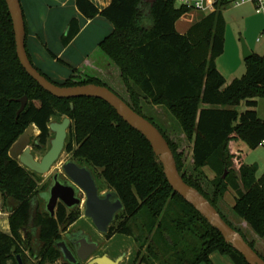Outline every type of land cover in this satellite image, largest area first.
Returning a JSON list of instances; mask_svg holds the SVG:
<instances>
[{
  "label": "trees",
  "instance_id": "trees-1",
  "mask_svg": "<svg viewBox=\"0 0 264 264\" xmlns=\"http://www.w3.org/2000/svg\"><path fill=\"white\" fill-rule=\"evenodd\" d=\"M74 3L85 19L99 16L113 25L98 50L112 65L117 74L114 80L122 89L103 78L75 80L81 71L76 69L63 84L54 83L32 64L25 46L33 67L57 85L107 87L152 123L168 143L183 181L208 200L264 260L255 243L233 227L217 206L225 193L233 191V213L264 241V173L257 179V168L247 166L244 156L233 149L240 141L255 150L264 140V121L254 110L256 99L264 98V55L252 53L244 60L243 76L226 85L215 61L224 50L222 12L229 8L228 2L220 0L214 12L202 15L184 34H179L175 25L190 9L176 6L175 0H111L101 10L90 0ZM79 31L78 20L72 19L61 37L62 46H68ZM115 90L124 91V97ZM23 97L26 105L17 116L18 100ZM142 101L164 107L175 119L191 144L194 171L200 174L198 171L207 167L214 175L212 197L184 172L176 144L143 115ZM241 104L247 110L239 113ZM56 117L71 121L65 152L90 168L123 204L105 238L133 237L138 219L133 220L140 211L147 214L148 221L138 224L135 240L139 248L130 264H212L209 256L213 252L228 256L233 264H246L216 229L173 192L149 143L109 105L93 98L57 99L27 75L16 55L5 0H0V195L2 210L8 214V233L0 232V264H17L16 256L23 264H68L55 243L78 219V211L68 212L59 204L50 217L41 209L44 193L37 190V174L8 155L31 125L38 131L34 152H45L51 139L48 127Z\"/></svg>",
  "mask_w": 264,
  "mask_h": 264
},
{
  "label": "water",
  "instance_id": "water-1",
  "mask_svg": "<svg viewBox=\"0 0 264 264\" xmlns=\"http://www.w3.org/2000/svg\"><path fill=\"white\" fill-rule=\"evenodd\" d=\"M10 16L15 51L21 67L37 85L57 99L73 100L80 98L98 99L109 105L129 127L140 133L149 143L157 163L162 166L165 179L173 192L179 195L186 203L191 205L214 229L222 236L226 244L239 253L246 264H264V260L249 246L242 235L227 224L219 212L196 189L187 185L179 174L173 154L168 143L159 130L144 117L135 113L122 99L104 86L95 84L61 86L47 80L31 64L25 49V24L19 0H5ZM241 54L243 60L252 56V52L244 42H241ZM20 108L18 116L26 105V98L18 100ZM71 110L73 105H70ZM71 125L69 118L65 117L61 122H51L49 130L54 135L49 142V149L37 160L30 146L35 132L34 125L29 126L17 139L9 150V157L28 171L37 175H45L50 172L54 163L64 150L68 129ZM61 171L68 179V183L58 180V174L54 175L53 182L44 193L45 212L50 217L54 216L58 202L67 208L80 204V193L85 198L84 216L88 218L96 231L105 236L117 214L123 211V204L116 192L108 190L100 192L93 172L86 166H79L75 161H68L61 166ZM72 251L64 240L55 243L62 260L68 264H120L124 255L111 259L106 254L100 257H92L98 244L91 242L83 236ZM17 264H23L20 256H16Z\"/></svg>",
  "mask_w": 264,
  "mask_h": 264
},
{
  "label": "rangeland",
  "instance_id": "rangeland-1",
  "mask_svg": "<svg viewBox=\"0 0 264 264\" xmlns=\"http://www.w3.org/2000/svg\"><path fill=\"white\" fill-rule=\"evenodd\" d=\"M189 9H190V14L181 18L176 23V31L178 33L183 32L184 29L190 25V23L198 20L202 15H204L203 13H200L195 9L192 8ZM224 17L226 22L224 50L223 53L216 59V64L219 63L220 65H222V67L225 68L228 65V61L231 59L235 48L240 54V58H241L240 60L243 65V67L241 66L242 67L241 69L242 71H244L245 70L244 61L241 54L242 41L247 46V48L253 53H256L258 55H264V18L261 15H256L250 4H246L241 7L226 8L224 10ZM257 39H259L260 41H257ZM92 56H94L96 61H98L101 66H103L104 64L108 65V63L110 64V62L106 59V57L99 51L97 54L94 55L92 53ZM56 67L60 70H68L69 72L71 70L70 68H68V66H66L63 63L56 64ZM111 68H113L112 65ZM82 69L85 68L81 66V70ZM94 76L96 75L93 72L78 71L74 76V79L80 81ZM231 79L229 81L228 79L226 80L225 82L226 85L232 81ZM103 80L110 82L108 81V79H103ZM116 93L124 97V91L123 92L117 91ZM262 104L263 107L260 108V115L264 119V101ZM141 106H142L143 115L147 119H150L159 129H161L167 135V137L170 139L171 142H174L176 144L177 154L180 155V161L184 172L188 176H192L193 180H196V182L200 185V187L208 195V197H212L213 187L211 185V182L214 178V175L207 167L201 168L198 171L200 172V174H197L194 171L193 162L191 158V144L184 137L175 119L170 115V113L164 107L149 105L145 101H142ZM62 119L63 118L61 117H56L52 119V122L59 123L62 121ZM37 135H38V131L35 129L34 135L30 142L31 147ZM53 136L54 135L51 133L50 138L52 139ZM66 142H67V138L65 144ZM48 149H49V145L46 147V151ZM45 152H34L32 148V153L37 160H40V158L45 154ZM69 159H70V154H67L65 150H63L62 154L60 155L58 160L54 163L49 173L45 175L35 176V179L38 182L37 190L40 194H43L46 191V188L50 183L51 176L56 174L57 172H60L62 164H64ZM254 159L264 161V147L260 146L257 148V150L255 149L252 155L250 156V158L248 159V163H251ZM98 174L99 171H96L95 175L97 176ZM95 179L98 188L101 189L102 192L109 190L106 189V186L103 184L102 179L100 180L97 177H95ZM234 197H235L234 192L229 190L227 193H225V195L221 199H219L217 203L218 209L220 210L222 215H224L227 221L231 223L233 227L239 229V231L243 233V235L246 237L247 240L249 241L254 240L253 242L255 243L254 244L255 250L264 258V241L259 239L255 235L251 236V234L249 233L251 231L243 227L244 225H242L243 223H241L243 221H241V219L236 217L232 211V206L234 204V199H235ZM1 198L2 197L0 195V206L3 205V200ZM41 198L43 197L41 196ZM80 198H84L83 194L80 195ZM40 205H41V209L43 210V200ZM135 218L136 219H134L133 222H135V220L138 219V224L139 222L141 223L142 221H144V223L148 221V216L143 211H140ZM138 224L136 223V225L133 226L134 229L133 237L127 238L123 236H116L113 240H108L105 238V236L99 235L91 226L90 221L87 220L86 218L82 219V221L78 222L73 227H71V230H77L79 228L84 229L91 236V238L98 243V249L92 254V257H100L106 254L111 259H116L117 257L124 255L123 261L120 262V264H130L131 260L133 259L135 253L139 248V244L135 240L136 237L138 236V228H137L139 226ZM5 228L3 229L4 232H6L7 230ZM224 264H230V263L228 262V260L224 258Z\"/></svg>",
  "mask_w": 264,
  "mask_h": 264
},
{
  "label": "crops",
  "instance_id": "crops-1",
  "mask_svg": "<svg viewBox=\"0 0 264 264\" xmlns=\"http://www.w3.org/2000/svg\"><path fill=\"white\" fill-rule=\"evenodd\" d=\"M90 1L100 10L107 7L111 2V0ZM19 2L26 28L25 46L28 55L32 64L44 75H46L52 82L63 84L71 76L73 69L81 70V66H83L85 69H82V72H93L96 75L94 77H103V79L113 81V86L118 89H122L120 83L114 80V76H117V74L110 67L109 63L108 65L104 64L101 66L99 62L96 61L94 56H92V53L93 55L98 53V44L106 36L112 33L114 29L113 25L109 21L99 16L92 20L85 19L78 12L74 0H19ZM251 7L253 9L252 5ZM189 14L190 13L186 14L185 16ZM222 14L224 17V11ZM72 19L78 20L80 31L68 46L63 47L61 44V37L66 33L68 24ZM196 21L190 23V25L179 34L186 33L188 28ZM57 59L68 66V68L71 69L70 72L68 70L58 69L56 67V64L59 63L57 62ZM240 59L239 52L234 48L233 55L225 68L219 63L216 64L215 61L216 68L223 76L225 82L227 79L229 81L231 78V80L240 78L245 73V70L242 71L241 69L243 65ZM263 99L264 98L256 99V107L254 108L257 116L262 121H264V119L260 115V108L263 107ZM245 110H247L246 106L241 104L238 112L241 113ZM233 149L244 156V163L247 166H255L257 168V179L264 173V161L254 159L251 163H248V159L254 150H250L245 145V143L238 141L234 144ZM0 208L2 209V206H0ZM241 223H243V227L249 229L244 222ZM6 229L7 230L4 233H8V222ZM249 233L251 236L254 235L252 232ZM115 237H113L111 240H113ZM209 258L212 264H224V258L228 260L230 264H233L228 256L222 255L219 252L211 253Z\"/></svg>",
  "mask_w": 264,
  "mask_h": 264
},
{
  "label": "built area",
  "instance_id": "built-area-1",
  "mask_svg": "<svg viewBox=\"0 0 264 264\" xmlns=\"http://www.w3.org/2000/svg\"><path fill=\"white\" fill-rule=\"evenodd\" d=\"M220 0H175L176 5L185 6L196 11L209 14L215 11V5ZM227 1L230 7H239L245 4H251L253 6L256 15H261L264 18V0H224ZM257 41H260L257 39ZM260 146L264 147V140ZM8 214L0 208V232H4V228L7 223ZM6 229V228H5Z\"/></svg>",
  "mask_w": 264,
  "mask_h": 264
},
{
  "label": "flooded vegetation",
  "instance_id": "flooded-vegetation-1",
  "mask_svg": "<svg viewBox=\"0 0 264 264\" xmlns=\"http://www.w3.org/2000/svg\"><path fill=\"white\" fill-rule=\"evenodd\" d=\"M63 152V151H62ZM62 154V153H61ZM68 161H75L79 166H86L85 164H83V163H80V162H78V161H76V160H74L71 156H70V159L69 160H67L66 162H68ZM65 162V163H66ZM64 163V164H65ZM63 165V164H62ZM87 167V166H86ZM88 168V167H87ZM90 169V168H89ZM56 174H58V180L59 181H61L62 183H68V179L64 176V174L62 173V171L60 170V172H57ZM56 174H54V175H56ZM54 175H52L51 176V179H50V183H49V185H48V187H47V189L49 188V186L52 184V182H53V177H54ZM47 191V190H46ZM46 191L44 192V193H46ZM80 195H81V193H80ZM79 195V196H80ZM79 200H80V204H78V205H76V206H74V207H72V208H67L65 205H63L62 203H60V202H58L57 203V205H56V208H55V212H56V209H57V207H58V205L59 204H61V205H63L64 206V208L68 211V212H71V211H78V213H79V217H78V219L72 224V225H70L69 227H68V229L64 232V233H62L61 234V239L60 240H64L65 242H66V244H67V246L72 250V251H74V248H75V246L73 245V244H77L80 240H81V238L83 237V236H86L88 239H89V241H91V242H96V241H94L92 238H91V236L84 230V229H81V228H79V229H77V230H71V227H73L75 224H77L78 222H80V221H82V219H84V218H86L85 216H84V203H85V198H78ZM42 200H43V209L45 208V198H42ZM44 212H45V209H44ZM55 214V213H54ZM87 220H89L88 218H86ZM90 221V220H89ZM90 223H91V226L93 227V229L96 231V229L94 228V226L92 225V222L90 221ZM113 224V223H112ZM97 232V231H96ZM98 233V232H97ZM99 234V233H98ZM100 235V234H99ZM59 240V241H60ZM111 240V239H110ZM97 243V242H96ZM98 244V243H97ZM98 249V248H97ZM78 263H80V262H78ZM83 264H85V263H83Z\"/></svg>",
  "mask_w": 264,
  "mask_h": 264
}]
</instances>
